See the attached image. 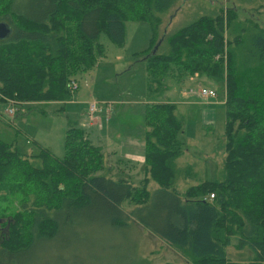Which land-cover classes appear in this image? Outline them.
<instances>
[{
	"label": "trees",
	"instance_id": "1",
	"mask_svg": "<svg viewBox=\"0 0 264 264\" xmlns=\"http://www.w3.org/2000/svg\"><path fill=\"white\" fill-rule=\"evenodd\" d=\"M176 1L0 0V21L12 27L0 38V102L20 107L70 100L72 75L94 67L105 53L102 32L123 44L128 19L148 20L155 43L163 14ZM218 5L163 35L145 56L149 72L163 74L177 63L191 75L225 78V156L217 178H199L191 164L178 163L187 146L185 118L168 100L146 106V164L138 183L123 168L105 170L104 151L74 118L62 157L47 146L23 153L0 138V199L20 197L23 207L0 228V264L35 262L33 250L44 244L55 264L62 254L53 244L76 228L84 240L106 232L131 239L129 256L107 264H146L137 248L141 227L185 253L186 264H264V24L242 19L245 5ZM182 176L199 182L182 190ZM233 244L236 258L229 254Z\"/></svg>",
	"mask_w": 264,
	"mask_h": 264
},
{
	"label": "rangeland",
	"instance_id": "2",
	"mask_svg": "<svg viewBox=\"0 0 264 264\" xmlns=\"http://www.w3.org/2000/svg\"><path fill=\"white\" fill-rule=\"evenodd\" d=\"M246 1L242 4L239 0H177L163 14L155 43L152 42L154 32L148 20L128 19L123 44L113 42L105 32H102L100 40L105 45V53L97 65L72 75L71 89L74 80L78 82L79 87L74 89V95L70 100L23 103L20 107L0 102V138L14 141L23 153H39L41 147L47 146L62 157L66 151V130L70 118H74L75 123L82 126L88 135H92L96 142L105 146L104 150L101 146L105 155V170H109L111 166L110 172L115 174L123 164L120 161L124 159L122 136H141L146 120V106L152 100H164L169 97L180 101L179 109L181 112L185 111L187 146L184 147L180 158H177L178 163L183 166L191 164L199 178L204 176L217 178L218 165L223 163L225 156V78L218 79L205 73L191 75L188 70L176 66L177 63L170 64L169 69L163 74L155 73L153 69L149 72L145 56L154 46L158 47L163 35L167 36L202 13H212L215 9L218 11L219 3L224 6L245 5L239 9L240 17L245 19L252 16L263 25L264 6L256 9V5L259 2L264 3V0H258L256 4L253 0ZM165 46H168L167 42ZM165 46L162 45L160 48L168 50L169 47ZM156 79L161 82L160 86H155ZM199 84L214 86L217 95L203 97L192 92V88L195 89ZM150 85L159 87L160 90L151 92ZM93 102H97L102 110L110 112L112 118L102 115L101 125L98 115L90 114V105ZM133 163L134 166L128 164L121 167L125 170L129 168L127 171L134 173L133 178L135 177L138 183L144 172L142 168H137L138 161ZM199 178L190 176L186 179L182 176L179 179V187L185 190L191 184L199 182ZM153 186H157V183L153 182ZM21 204L20 197L16 196L12 197L9 203L0 199V228L7 227L10 216L16 210H23ZM125 207L129 211L133 206L127 201ZM25 220L26 229L28 212H25ZM90 225L85 227L88 228ZM81 235L76 228L74 231L66 230L62 237L58 238L53 246L58 248L62 258H59L58 262L55 260V264L114 263L121 255L128 257L131 253L127 245V242L131 241L129 237H125L126 242L116 233L106 232L103 233L104 238L98 239L97 236L95 241L84 240ZM132 241H135L134 235ZM234 241L237 242V239ZM137 244L139 254L147 259L146 264H164L169 260L186 264L189 259L185 253L146 228L141 227ZM49 247V244L36 247L33 250L36 261L25 260L23 264H53L48 255ZM238 252L234 244L229 247L232 258H236Z\"/></svg>",
	"mask_w": 264,
	"mask_h": 264
},
{
	"label": "crops",
	"instance_id": "3",
	"mask_svg": "<svg viewBox=\"0 0 264 264\" xmlns=\"http://www.w3.org/2000/svg\"><path fill=\"white\" fill-rule=\"evenodd\" d=\"M99 59H101V57ZM210 86L213 87V88H215L212 85H210ZM158 100H161V99H158ZM164 100H168V101L175 102L178 105V109H179V107H180L179 106L180 101H178L176 99H173V98H169V97L164 98ZM184 113H185V111L182 112L183 115H184ZM102 115H107V116H110L112 118V114L110 112H108V111L107 112L100 113L98 115V117H99V123L101 125L103 124ZM102 127H104V126H102ZM143 127H144V130H143V133H142L141 136H137V135H135V137H132L131 135H129V136H122L123 137V142H124V145H123V150H124V155L123 156H124V159H122L120 162L123 163L122 165H124V166L125 165L127 166L128 164H130V166H134V163L133 162L138 161L139 164H138V167L137 168H139V169L142 168L143 169V172H145V168H144V166L146 164L145 152H146V146H147V144H146V131L148 129V124H147V121L146 120H145V124H144ZM100 130H101V128L99 129V131ZM88 132H90V131H88ZM89 137L93 140L94 143H96V144H98L100 146H103V150H104L105 146L103 144H100L99 142H96L94 140V137H92V135L90 136V134H89ZM137 159H141V161L139 162V160H137ZM122 165H120V167H119L120 169L123 168V167H121ZM218 167H219V165H218ZM123 169L125 170V168H123ZM127 170H129V168L126 169V171ZM138 171H140V170H138ZM127 173L134 174V173H132V171L131 172L130 171H127ZM134 179H135V177H134Z\"/></svg>",
	"mask_w": 264,
	"mask_h": 264
},
{
	"label": "built area",
	"instance_id": "4",
	"mask_svg": "<svg viewBox=\"0 0 264 264\" xmlns=\"http://www.w3.org/2000/svg\"><path fill=\"white\" fill-rule=\"evenodd\" d=\"M78 82L74 80L72 88L76 89L78 88ZM194 93L199 94L200 96L203 97H214L217 95V90L215 88H212L211 86H206V85H198L195 89L192 88L191 90ZM107 112L105 110H102V108L97 104V102H93L90 105V114L91 116L99 115L100 113ZM214 196V193L211 194V197Z\"/></svg>",
	"mask_w": 264,
	"mask_h": 264
},
{
	"label": "water",
	"instance_id": "5",
	"mask_svg": "<svg viewBox=\"0 0 264 264\" xmlns=\"http://www.w3.org/2000/svg\"><path fill=\"white\" fill-rule=\"evenodd\" d=\"M12 27L7 21H0V38H5L11 33Z\"/></svg>",
	"mask_w": 264,
	"mask_h": 264
}]
</instances>
